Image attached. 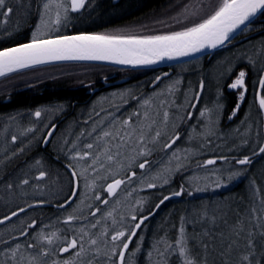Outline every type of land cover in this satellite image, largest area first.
<instances>
[{
	"label": "trees",
	"instance_id": "trees-1",
	"mask_svg": "<svg viewBox=\"0 0 264 264\" xmlns=\"http://www.w3.org/2000/svg\"><path fill=\"white\" fill-rule=\"evenodd\" d=\"M24 1L31 8L24 10L27 11L24 13L25 23L18 22L17 24L13 22L15 16L18 15V13L15 14L13 0L6 2V6H11L13 12L7 18L4 17L8 26L4 31H0V49L27 43L30 40L32 30L39 21L37 6L41 5L43 0ZM170 1L173 2V0H117L113 4L112 0H88L84 11L79 16L72 15L68 21L58 25L59 30L53 31L51 35H74L84 31L100 33L123 27L125 31L127 30L126 32L137 35L180 30L185 22L177 23L173 18L178 15L173 14L171 18V13L175 12L170 10L169 14L167 12L169 9L163 13V17L169 16L170 18L161 20L163 23L154 22L149 23L145 28L129 29L131 26L145 24L149 17L160 15V11H163ZM31 14H34L35 20L29 23L26 21V16ZM83 18L88 19V22L85 19L82 20ZM92 20L93 23H91ZM262 68H264V16H258L233 41L214 53L173 66L140 71L89 64H57L39 67L0 79V130L8 121L18 123L22 130L34 122L35 112L41 111L40 107L44 104L51 105L49 100L52 98L66 101V103L69 100L79 101L81 99L82 111H74L73 114L81 113L82 126H84L96 115L93 111L95 102L110 92L120 93L132 90L134 93L132 97L135 99L140 92L150 93L163 86L168 87L174 81H179L174 85L175 99L184 102L185 107L180 115L182 123L176 129L180 138L189 126L196 123L203 111L209 117H217L222 129H231L240 122L250 124L256 122V132L249 133L252 136L256 135V143L251 149L240 153L222 152V157H218L222 158V165L230 162L231 170L241 173L234 181L222 179L223 186L220 189L197 192L184 181H168L146 212L138 215V219L147 215L151 216L130 239L125 262L127 264L130 255L137 252L136 264H183L178 253L160 257L156 248L163 250L165 243L175 245L181 226V217H184L190 257L197 264H205V261L206 264H239L240 257L249 253H252L250 256L252 264H264V234H262L264 233V154H259V146L264 145V111L260 110L258 103L255 102L257 93L264 94V89L260 88L258 82L259 76L264 72L261 71ZM241 70L247 74L245 78L247 91L244 100L240 101V107L235 109L239 94L237 90L230 89L228 85L236 79ZM125 73L131 76L126 82L104 90L92 98L85 94L87 87L101 81L104 77L111 74L124 77ZM157 77L160 79L157 80ZM201 81L204 82L202 90ZM75 82H81L84 85L81 96L79 92L68 90L40 95L16 90L18 87L35 83L50 84L52 89L64 88V84ZM196 94L199 95L198 99L193 98ZM215 105L217 108H214ZM127 110L128 107L124 108L123 113ZM66 113L69 111L67 110ZM231 115L232 118H229ZM122 118L125 117L122 116ZM180 138L174 144L178 143ZM253 149L258 153L257 155H253ZM245 155L251 159L252 163L238 165L236 159L243 158ZM215 157L217 156L208 158ZM19 159L21 161L20 157ZM13 162L10 160L9 164L14 166L15 162ZM53 166L52 169L61 170L59 166ZM184 174H177L175 179ZM120 178L123 179V177ZM182 185L184 191L181 195H173L174 192L181 191ZM57 189L56 186L52 187L51 193ZM189 192L192 194L189 195ZM146 193H158V190L152 188ZM165 196L169 199L160 204ZM45 201L52 204L60 203L59 200L51 198H45ZM157 204H160L159 208L156 207ZM4 216L6 214L0 215V218ZM55 220L56 216L51 213L50 224H53ZM241 228L243 231H239ZM133 230L134 228L130 226L126 236H130ZM249 232L253 233L251 237L248 236ZM248 239L253 240L254 249L247 247ZM138 246L139 251H137ZM114 260L118 258L114 257Z\"/></svg>",
	"mask_w": 264,
	"mask_h": 264
},
{
	"label": "rangeland",
	"instance_id": "rangeland-1",
	"mask_svg": "<svg viewBox=\"0 0 264 264\" xmlns=\"http://www.w3.org/2000/svg\"><path fill=\"white\" fill-rule=\"evenodd\" d=\"M7 1L8 0H6V2ZM66 2L69 4L70 0H66ZM171 2L172 1L167 3L168 5L165 6L163 11H160L161 13L157 15V17H149L145 24L141 26H131L129 29L145 28L149 23L169 19V16L163 17V13L168 9L167 12L169 14L172 10L177 13H171V18L174 14L178 15V17L175 18L184 21L182 15L183 6L185 4L200 3L201 0H173V2ZM202 2L213 6L217 0H202ZM13 6L16 10L15 14L18 13L13 22L16 24L18 22L25 23L23 22L25 19L24 13H27V11L24 10H29L31 7L29 8V5L24 0H13ZM3 10H6V8ZM207 10H210V8L206 9V11ZM2 16L3 15L0 17V31H4V29H6L5 27L8 26L7 21L5 22V18ZM10 24H12V22ZM53 27H57V25H53ZM124 28L125 27L105 30L100 33H127V30L125 31ZM234 80L232 82H234ZM239 92L240 90H237L238 94ZM132 95H134L133 91L128 90L120 93L110 92L101 97L94 105L93 111L96 115L92 117L90 122L82 126L81 140L83 145L91 143L94 147L92 149H85L84 153H89V156H86L84 159L77 158L78 161H72V164L76 168L78 176L81 169H87V182L94 184V187L86 189V181L83 177H80V188L76 203L63 215L56 217L53 224H48L52 226L60 224L63 226V231L66 235L60 236L58 232L55 231L59 239L53 244L51 251L52 255L50 254L46 258V264H52L53 261H60L62 264L64 260L76 259L74 253L78 249H74L70 252L68 257L63 260L53 259V256H55L54 253L57 246L62 244L65 240H71L73 237L79 240L81 237V229L91 234L93 238L98 237V247L101 249L99 255H97L94 250L84 254L81 258L83 264H107V257L104 255L105 240H107V245L111 246V235L115 234L116 231L123 230L126 233L130 226L134 228L138 215L146 212L151 202L160 194V191L165 187L168 181H184L195 191H197V186L203 189L197 192L220 189L222 186L217 188L214 183L217 176L222 177L224 181H231L228 180V174L233 171L231 170L232 166L230 162L223 163L222 165V158L218 157H222V152L240 153L243 150L251 149L256 143V135L252 136L249 134L251 131L254 133L256 132V122L252 124L249 122H240L231 129H222V126L218 124V118L209 117L206 113L204 116H200L195 124L186 129L178 143H171L174 134L178 133L176 129L182 123V117L180 116L181 111L185 108L184 102L175 99L176 91L173 90L169 93L168 87L163 86L159 90L150 93L140 92L139 96L135 99H133ZM145 100L149 101L150 106L144 105ZM238 103L240 105L239 99ZM126 107H128V110L123 113V109ZM214 108H217V106L215 105ZM235 109H237V107ZM145 112L148 113L147 118H145ZM165 112L168 113L166 124L164 122ZM137 113H139V116ZM122 116L125 118L123 119ZM124 120L129 121L130 127L121 128L120 122ZM148 124H152V127L148 128ZM141 125L145 126L144 147L148 150V154L136 156L130 170L127 167L124 169H116V166L112 165V170L114 172L118 171V175L113 176L112 172L108 170L109 165L104 161L103 156H101L100 160L94 165L95 170H93V167H90V165H93V159L96 154L102 148V144L98 143L97 137L101 136L103 131H112L115 133L116 129H121L120 134L123 135L125 131H131L132 128H136L137 131H139ZM30 127L31 124L21 130L18 123L8 121L4 125V128L0 130V140L6 135H10L9 138L15 136L18 138L16 141L23 142L24 140L22 139L26 138L25 135L28 136L31 132ZM209 129L212 130V134H209ZM157 130L161 131V135L153 139ZM19 137L21 140H19ZM106 139L112 143H119V140L112 141L111 137H107ZM169 143H171V147L166 148L165 145ZM136 147L135 137H133L121 151L124 156H135L133 149ZM113 151H115V149H113ZM84 153L80 154L83 155ZM210 156L217 157L208 158ZM0 157V215L14 209L17 202H20L18 200L21 199H23V201L28 199L33 201L44 198H51L54 200H61L64 198L67 191L65 189L67 182L62 181L61 178L63 177L60 171L45 166L43 161L39 163H37V161L35 165L31 167L29 162L32 158H29L28 154L22 152L14 153L5 151L0 153ZM209 159L214 160L215 163L208 165L206 161ZM10 160L15 162H13L14 166L13 164H9ZM101 163L104 164L103 168L100 167ZM140 163H145L144 169L139 167ZM177 164L181 166L177 168ZM125 165H127V160H125ZM4 167L6 168L4 169ZM40 172L45 173V178L37 181L36 177ZM133 173H135L134 176ZM179 173L185 174L175 179ZM120 177H123L124 183L115 190L112 196H109L105 189L107 184L112 181L106 180ZM129 177H131V179H129ZM24 179H27L29 183L26 185L22 184L21 181ZM165 179L167 180L166 183ZM234 180L235 178L233 181ZM149 183H154L156 185L152 188H156L158 193H146L148 190L152 189L148 187ZM9 185H11V188H9ZM54 186L59 189L51 193L52 187ZM20 195L23 196L21 197ZM96 195L100 196L99 200L95 199ZM20 197L21 199H19ZM81 201H83V204H81ZM104 201H108V203L105 204ZM77 205H80V210L77 212L79 219L74 220L71 225L65 224L64 219L69 212L77 207ZM133 211L137 217L136 220L131 219L130 214L133 213ZM92 212H95L96 215L93 216ZM109 213H111V215H108ZM92 225H96V227H92ZM105 231L108 233L106 237L101 235V233ZM11 238L12 233L10 227L0 229V264H13L10 250L15 248L17 243L11 244ZM84 240L87 241L88 237L85 236ZM20 246V252L23 253L25 257L30 254L34 255L37 252L26 250V247L22 244H20ZM45 247L48 246L45 245ZM85 248H88L87 243H85ZM134 253L135 255H130V257L133 264H136L138 253ZM117 258L118 257H116V259ZM17 259H19V256Z\"/></svg>",
	"mask_w": 264,
	"mask_h": 264
},
{
	"label": "snow or ice",
	"instance_id": "snow-or-ice-1",
	"mask_svg": "<svg viewBox=\"0 0 264 264\" xmlns=\"http://www.w3.org/2000/svg\"><path fill=\"white\" fill-rule=\"evenodd\" d=\"M87 2L88 0H70L69 7L66 0H43V3L37 6L39 21L36 23L35 29L32 30L30 40L27 43H21L14 47H4L0 49V77H4L9 73L18 72L21 69L63 61H101L137 66L151 65L165 59L176 60L181 57H188L200 53L205 49L218 48L223 45L225 41L230 40L233 33L241 29V26H245L246 29L258 15L264 16V0H217L213 6L203 3L201 0L200 3L185 4L183 6L182 15L184 21L190 22H185L180 30L150 35H137L132 32L96 33L86 31L74 35H51L53 31L59 30L58 27L54 28L53 25L58 26L62 21H68L70 19L69 12H79L86 6ZM5 8L6 10H3ZM209 8L210 10L206 11V9ZM0 10H2L0 14L5 18L13 12L11 6H6V0H0ZM173 19H176L177 23L183 22L177 18ZM158 22L163 23V21ZM261 71H264V68H262ZM246 75L244 70L239 71L234 82L228 85L230 89L242 90L239 92L238 96L240 101L244 100L245 92L247 91L245 84ZM156 79L159 80L160 77ZM258 82L260 88L264 89V75L259 76ZM178 83L179 81H174L173 84L168 86L169 93L174 90V85ZM200 88L201 90L204 88L203 81L200 82ZM193 98L198 99L199 95L196 94ZM255 102L258 103L259 109L264 111V94L257 93L255 95ZM144 105L150 106L149 101L145 100ZM190 106L194 107V105ZM236 107L237 109L240 107L239 103H237ZM137 115L139 116V113H137ZM144 115L145 118L148 117L147 112H145ZM35 116L40 117L41 111L37 110ZM201 116H204L203 111L201 112ZM164 117V122L166 124L168 118L167 112L164 113ZM120 123L121 128L130 127L128 120H124ZM144 127V125H141L139 131H137L136 128H132L131 131H125L123 135L120 134L121 129H116L115 133L112 131H103L101 136L97 137V141L102 144V148L96 154L93 159V165H90V167H93V170H95L94 165L100 160L101 156H103L104 161L109 165L108 170L112 172L113 176L118 175V171L114 172L111 167L112 165H115L116 169H124L127 167L130 170L136 156L148 154V150L144 147ZM147 127L151 128L152 124H148ZM209 134H212L211 129H209ZM48 135L51 136L52 133L50 132ZM160 135L161 131L157 130L153 139L160 137ZM107 137H111L112 141L119 140V143H112L106 139ZM133 137H135L137 145V147L133 149L135 156H124L121 150L125 148ZM179 138L178 133L174 134L171 143H175ZM13 140H15V137H13ZM45 143H47V141H45ZM171 143L166 144L165 147H171ZM86 147L92 149L94 145L89 143ZM113 149H115V151H113ZM257 154L255 149H253V155ZM259 154H264V145L259 146ZM89 155V153L81 155L77 152L75 157L70 158L84 159ZM125 160H127V165H125ZM37 163H39V161ZM145 163H140L139 167L144 169ZM206 163L211 165L214 164L215 161L209 159ZM236 163L239 165H249L252 161L245 155L243 158L236 159ZM180 166V164H177V168ZM100 167L103 168L104 164L101 163ZM69 168L71 169L72 180H78L80 177H83L86 181V189L94 187V184L87 182V169H81L78 176L75 167L70 164ZM134 175L135 173H133V176ZM240 175L241 173L239 171L229 172L228 180H233ZM44 176L45 173L40 172L37 179H43ZM129 179H131V177H129ZM166 182L167 180L165 179V183ZM21 183L26 185L29 181L24 179ZM123 183V179L114 178L111 183L107 184L105 190L109 196H112L115 190ZM214 183L217 188L223 186L222 177L217 176ZM155 186L154 183L148 184L149 188ZM9 188H11V185H9ZM196 190L201 191L203 189L197 186ZM183 191L184 188L182 185L181 191L174 192L173 195L179 196ZM76 194V191L71 190L72 196ZM191 194L192 193L189 192V195ZM65 199L67 201V197ZM95 199L99 200L100 196L96 195ZM167 199H169V197L165 196L163 200L160 201V204H163L164 200ZM104 203L107 204L108 201H104ZM81 204H83V201H81ZM160 204H157L156 207L159 208ZM68 206H71L70 201L68 202ZM57 207L64 208L65 204H58ZM79 210L80 205H77L76 208L68 213L64 219V223L71 225L74 220L79 219L77 215ZM21 211H24V209H21ZM253 212H255V209H253ZM12 215L15 216L17 213L13 212ZM92 215L95 216L96 213L92 212ZM108 215H111V213ZM130 215L132 220L137 219L134 211ZM6 219H10V217H6ZM145 219H147V217H145ZM3 222L4 221H0V223ZM142 222L143 221H141V223ZM27 226L34 229L35 221L30 222ZM140 226V223H137L134 225V228H139ZM92 227H96V225H92ZM80 231L81 237L79 240L73 237L71 240H65L63 244L59 246L58 250L60 252H68L69 249H78L74 253L76 259L64 260L62 264H83L81 258L84 254L93 250L97 255L100 254L101 249L98 247L99 238H93L91 234L84 232L83 229ZM239 231H243V228ZM22 234L27 235L28 233L22 231ZM101 235L106 237L108 233L105 231L101 233ZM134 235H136L135 231H132L130 236H126L125 231L118 230L115 234L111 235V246H108L107 240H105L104 255L107 257V264H126L125 255L126 250L129 248V244L125 241L130 240L131 236ZM237 235H239V232H237ZM252 235V232L248 233L249 237ZM85 236L88 237L87 241L84 240ZM57 239H59V237L55 232L45 233L43 229H41L33 236V240H35L36 243L28 242L25 246L26 249L38 248L36 254H30L25 257V255L20 252V244H17L15 248L10 250L13 264H25V261L26 264H46V258L51 254L52 246ZM85 243L88 244V248H85ZM45 245L48 247H45ZM230 247L231 246H229V248ZM247 247L249 249H254L255 245L252 239H248ZM137 251H139V246L137 247ZM156 251L160 257L178 253L183 264H197V262L190 257L185 235L184 217H181V226L179 235L175 240V245L172 246L165 243L163 250L157 247ZM132 255L134 256L135 253H132ZM251 255L252 253L242 255L239 264H252L250 260ZM18 256L19 259H17ZM149 256L151 257V253H149ZM113 257H118V260H113ZM52 264H61V262L53 261ZM127 264H133L131 257H129Z\"/></svg>",
	"mask_w": 264,
	"mask_h": 264
},
{
	"label": "flooded vegetation",
	"instance_id": "flooded-vegetation-1",
	"mask_svg": "<svg viewBox=\"0 0 264 264\" xmlns=\"http://www.w3.org/2000/svg\"><path fill=\"white\" fill-rule=\"evenodd\" d=\"M116 1L117 0H112L113 4ZM69 7H70V3H69ZM83 11L84 8L81 9L79 12H75V13L70 11L69 17H71L72 15H74V17L79 16V14H81ZM84 19L86 20V18H83L82 20ZM34 20H35L34 14L26 16L27 22L31 23ZM63 22L66 21H62L61 23ZM93 22L94 21L92 20L91 23ZM126 74L127 73H125V75ZM110 76H112L113 79L109 80V82H113V83L124 79L129 80V78H131V76L129 75L120 77L119 74H111ZM106 78L107 77H104L101 81L94 83L90 87H87L86 88L87 91L85 92V94L92 98V96L99 94L102 91L108 90L113 86L117 85V84H113L110 87L104 88L103 86L107 83L105 80ZM63 87L64 88L59 87L52 89L50 87V84L43 85V84L35 83V84H28L26 86L18 87L16 90H19L21 92L29 91V92H33L34 94L36 93L38 95H40L41 93L54 94L61 90H68L73 92H79L80 93L79 95L81 96L82 94L81 91L84 89V85L81 82H75L73 84H64ZM49 101L51 102V105L44 104L42 107H40L42 112L40 117H36L34 115L35 120L33 123H31V127H30L31 132L28 134V136L25 135L26 138L22 139L24 140L23 142L16 141L18 138L15 136H13L15 137V140H13V137L9 138L8 135L1 138L0 153L5 151H11L14 153L16 152L27 153L29 155V158H32V160H30L29 162V165H31V167H33L35 165V162L37 161L39 162L43 161L44 165L49 168L54 167L53 165L59 166L61 169L60 174L63 177L61 179L62 181L67 182V185L65 187L67 191L65 193L64 198L59 200L60 203L58 204L61 203L65 204L72 197L71 190H74L76 191L77 194L73 197V200L71 202V206H72L73 204L76 203L78 197L77 195L80 188V179L78 180L71 179V169L69 168V165L71 164L73 166L72 161H78V159L77 158L72 159L70 157H75L77 152L84 153L85 149H87L86 145H83V142L81 140L82 115L81 113L73 114L74 111L80 112L82 102L81 99H79V101L69 100L66 103V101H62L57 98H52V100ZM67 110L69 111V113H66ZM53 127H54V131L48 144L46 146H43V142L48 132ZM19 140H21L20 137ZM39 175H37V177ZM37 177H36L37 181L43 180L45 178L44 176L43 179L38 180ZM112 180L113 179L111 180L108 179L106 181H112ZM20 196L22 197L23 195ZM21 197L19 199H21ZM66 197H67V201L65 199ZM18 201L20 202H17V205L14 207V209L5 213L6 216L0 218V221H2L6 219V217H10L13 212L17 213V215L13 216L8 221L2 224L0 223V229H5L6 227L11 228V233H12V238L10 239L11 244L17 243L26 246L28 242L36 243V241L33 240V236H35L36 233H38L41 229H43L45 233H53L57 231L60 236L65 234V232L63 231V226H61L60 224L53 226L48 224L50 223L51 213L52 215L54 214V216L58 217L60 215H63L66 211H68L71 206L69 207L67 205L64 208H58L57 207L58 204L48 203L47 201H45V198L44 201H40V200L31 201V199L24 201L23 199H21ZM35 204H38V206H32ZM21 209H24V211H21ZM32 221H35L34 229L29 228L27 226ZM22 231L28 234L24 235L22 234ZM62 244H59L57 246L54 253L55 256H53V259L56 258L57 260H63L66 257H68L70 252L74 250V249H69L68 252H64L63 254H61L58 248ZM26 250L38 251V248L26 249Z\"/></svg>",
	"mask_w": 264,
	"mask_h": 264
},
{
	"label": "water",
	"instance_id": "water-1",
	"mask_svg": "<svg viewBox=\"0 0 264 264\" xmlns=\"http://www.w3.org/2000/svg\"><path fill=\"white\" fill-rule=\"evenodd\" d=\"M259 16V15H258ZM257 16V17H258ZM256 19V18H255ZM254 19V20H255ZM253 20V21H254ZM252 21V22H253ZM245 29V26H241V29L237 30L235 33H233L232 35V38L228 41H225V43L221 46H219L218 48H215V49H205L204 51L200 52V53H196L192 56H188V57H181L179 59H176V60H162V61H159L158 63H155V64H151V65H137V66H132V65H122V64H113V63H109V62H101V61H63V62H54V63H51V64H46V65H38V66H34L32 68H28V69H21L19 70L18 72H14V73H9L7 74L6 76L4 77H0V79L2 78H5V77H8L10 75H13V74H17V73H20V72H24V71H28V70H31V69H35V68H39V67H44V66H50V65H57V64H89V65H100V66H106V67H112V68H118V69H125V70H132V71H140V70H150V69H157V68H164V67H168V66H173V65H177V64H181V63H185V62H188V61H191V60H194V59H197V58H200L202 56H207V55H210L212 53H214L215 51L221 49L222 47L226 46L227 44H229L231 41H233V39H235V37L243 30ZM14 47V46H13ZM263 75H264V72H263ZM113 77L110 76V77H107L105 80H106V84L103 86L104 88H107V87H110L111 85L113 84H122L124 82H126L127 80H121V81H117L115 83L113 82H109V80H112ZM53 131H54V127L50 129V131L48 133H52L53 134ZM52 136V135H51ZM51 136H49L47 134L44 142H43V146H46L51 138ZM45 141H47V143H45ZM73 197L72 196L66 203H65V207L68 205V202H72L73 200ZM32 206H38V204H35V205H32ZM19 213V212H18ZM151 215H147V216H144V217H140L137 221V223H140V225H142ZM13 215L10 216V218H12ZM145 217H147V219H145ZM9 219H4L2 221L6 222L8 221ZM141 221H143L141 223ZM3 222V223H4ZM136 223V224H137ZM2 224V223H1ZM140 228V227H139ZM139 228H134L133 231H137ZM132 238V236H131ZM130 240L127 241V243L129 244ZM61 254H63L64 252H60Z\"/></svg>",
	"mask_w": 264,
	"mask_h": 264
}]
</instances>
